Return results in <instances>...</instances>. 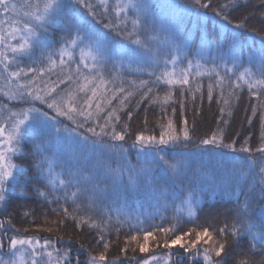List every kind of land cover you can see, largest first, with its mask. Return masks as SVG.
<instances>
[{
    "label": "snow or ice",
    "instance_id": "obj_1",
    "mask_svg": "<svg viewBox=\"0 0 264 264\" xmlns=\"http://www.w3.org/2000/svg\"><path fill=\"white\" fill-rule=\"evenodd\" d=\"M246 9L244 0H0V264H264V27L251 29L261 39L245 55L255 16ZM244 91L256 147L251 134L239 147V133L226 136L224 117ZM205 100L220 113L210 134H195V118L173 119ZM152 107L160 117L150 128ZM17 190L56 205L50 226L13 224ZM213 202L231 205L225 219L201 223ZM67 221L93 232V247L73 250Z\"/></svg>",
    "mask_w": 264,
    "mask_h": 264
},
{
    "label": "trees",
    "instance_id": "obj_2",
    "mask_svg": "<svg viewBox=\"0 0 264 264\" xmlns=\"http://www.w3.org/2000/svg\"><path fill=\"white\" fill-rule=\"evenodd\" d=\"M95 2V0H94ZM153 4H159L164 2V0H151ZM178 2H183V0H178ZM217 2V0H214V4ZM222 2V0H221ZM244 2L247 3V9L245 14L251 12L255 13V16L253 19L249 21V26L248 29L244 30L246 31L248 35V40L247 44L245 45V55H247V45H250L253 43L252 37L255 36V42L256 45H259L260 42V35L259 32H252V28L260 29L264 27V18L260 17L259 13L261 11H264V9L261 8V0H244ZM158 13L160 12L159 9L156 10ZM236 17H239L240 13L234 14ZM60 33L58 31L54 30L53 34V39L58 38ZM199 43V37L198 35H193V48H195ZM143 79H147V76L142 77ZM205 83H207V78H205ZM179 93H177V96ZM7 103V101H4ZM248 104V93L247 91H244L241 94V101L239 104L238 109L234 111V114L231 118L227 117L225 115V119L229 121L228 127L226 129V136L227 139L231 140L233 138H237V134L239 133V138H238V144L237 146L239 147V144L243 142V139L245 136H248L251 134L252 139L249 141L251 146L256 147L258 144V137H259V122L254 121L252 126H249L245 120V108ZM183 115H187V118L189 120V124L191 125L193 119L195 118L196 124H197V131L196 135H204V134H210L212 130H214L217 126V121L220 116V113L218 111V106L215 101H213L211 104L205 100L203 106H202V111H199L197 113H193L191 106L189 105V108L187 112L181 113L179 107H177V112L176 115L173 117V119L180 124V122L183 119ZM145 112L144 109L142 108L138 114L135 115V119L132 122V127L133 130H136L138 128L142 127V121L144 119ZM148 126L150 128L155 127L157 124L159 117H160V111L158 107H152L148 113ZM136 149H130L129 155L132 159V162L135 163L136 160ZM19 163V161H17ZM112 166L115 167L117 164V161L115 158L112 159L111 161ZM17 198L15 200V203L12 205V207L9 208V212L12 213V222L13 224L20 229L23 228H29V229H34L36 225H44V220L45 218L47 219H55L54 214L52 213L51 209L56 207L54 204H46L43 203L39 198L33 197L30 200H22L18 198L19 195V190L14 194ZM217 199H219L217 197ZM214 207L205 204L204 206V213L201 215V223H204L205 218H212V217H217L219 213H225L226 209L230 208L231 205L229 204H220V203H215ZM118 205H113V208L117 207ZM129 210H132L131 208ZM28 212L30 215L25 216L24 213ZM171 213H169L170 215ZM225 219L224 215H219L217 222H221ZM45 227L50 226V225H44ZM29 234H37L41 237H48L49 234L45 232H35L31 231ZM61 234L68 236H74L76 239L74 241L73 245H70L73 247V250H75L76 247H79L80 244L87 245L88 247H93V232H89L87 230L81 232L77 230L74 226V224L71 221L66 222V226L61 230ZM124 237V232L123 230L121 231V242L123 241ZM54 238V237H53ZM113 240V249L111 251L112 255H119V248L116 246V238L115 235L111 237ZM167 250H164L166 252ZM173 252L177 251V248H174L172 250ZM86 255V254H85ZM131 255V253H129ZM235 255V254H233ZM254 259L256 261H259L261 259V256L259 255H254ZM145 257V254H140L137 253V257ZM233 257H229V260L231 261ZM243 258V257H241ZM81 259H84V255L81 256ZM187 263V262H185Z\"/></svg>",
    "mask_w": 264,
    "mask_h": 264
},
{
    "label": "rangeland",
    "instance_id": "obj_3",
    "mask_svg": "<svg viewBox=\"0 0 264 264\" xmlns=\"http://www.w3.org/2000/svg\"><path fill=\"white\" fill-rule=\"evenodd\" d=\"M157 254H159V255H163V254H164V250H163V251H161V250H157ZM145 255H147V254H145ZM185 264H187V263H185Z\"/></svg>",
    "mask_w": 264,
    "mask_h": 264
}]
</instances>
